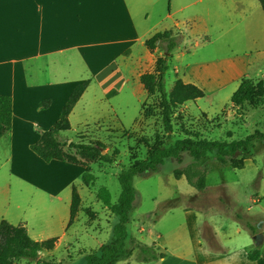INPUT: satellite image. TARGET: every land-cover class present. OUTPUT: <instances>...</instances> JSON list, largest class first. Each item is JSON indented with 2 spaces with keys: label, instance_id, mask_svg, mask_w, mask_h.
I'll use <instances>...</instances> for the list:
<instances>
[{
  "label": "rangeland",
  "instance_id": "1",
  "mask_svg": "<svg viewBox=\"0 0 264 264\" xmlns=\"http://www.w3.org/2000/svg\"><path fill=\"white\" fill-rule=\"evenodd\" d=\"M168 12L178 21L183 39L177 46L182 52L176 50L168 60L165 91L169 93L177 79L182 82L184 79L190 81L186 84L201 89L204 96L173 110L172 133L168 136L162 127L157 94L148 96L141 89V94L135 96L126 92L101 99L100 90L91 87L72 114L70 129L58 136L62 149L80 165H69L72 168L69 170L57 165H39L35 158H40L30 148H0L2 220L16 226L22 225L19 221L26 218L22 221H26L24 227L33 240L56 238L48 237L47 228L58 219V214L51 215L52 205L48 200L34 188L19 183L12 175L14 170L37 180L41 176L59 178L62 183L70 179L69 186L60 195L65 198L66 206L64 214L60 210L59 215L63 214L67 222L73 186L80 196L79 209L53 250L39 253V263L20 259L13 264H43L44 261L84 264L86 254L111 239L117 222V217L96 198V192L100 188L107 189L111 204H115L121 192L119 173L143 161L150 149L166 147L186 137L231 143L255 131L264 133V95L256 105L245 102L236 106L230 101L242 79L254 84L262 82L264 86V16L258 0H156L155 10L147 21L164 17ZM162 24L165 26L160 31L173 26L166 18ZM162 48L158 46L151 51L156 54L146 72L156 71V60L163 56ZM127 83L131 91L130 80ZM37 125L30 128L41 134L42 126ZM33 137V134L25 136L23 141ZM71 142L98 144L100 156L108 159L93 158L90 150L81 153L68 148ZM85 170L93 176L88 185L81 182ZM176 170L182 174L179 178L174 174ZM132 183L135 200L127 231L134 243L156 245L160 242L156 238L157 231L185 226L184 207L199 216L198 225L220 217L230 223L222 216V211L235 217V214H251L259 208V203L252 200L264 192V141L253 143L251 157L243 161L242 169L230 167L228 161L219 163L214 154L194 164L184 153L179 162L167 159L155 170L135 176ZM32 207L39 212L30 210ZM132 255H137V249H133Z\"/></svg>",
  "mask_w": 264,
  "mask_h": 264
},
{
  "label": "crops",
  "instance_id": "2",
  "mask_svg": "<svg viewBox=\"0 0 264 264\" xmlns=\"http://www.w3.org/2000/svg\"><path fill=\"white\" fill-rule=\"evenodd\" d=\"M155 4L156 0H0V95L12 99L11 129L0 138V148H30L40 137L30 126L39 124L42 132L49 129L59 118L74 87L81 82L88 81V85L69 120L91 87L100 90L101 99L107 98L111 90L116 92L115 97L126 92L133 96L141 94L144 89L139 77L152 73L146 70L152 66L156 54L145 46L146 40L161 32L164 18L171 20L173 26L163 31H181L178 21L169 12L147 21ZM127 79L132 84L131 91H128ZM183 82L190 83L184 79ZM45 100H49L48 107H39ZM108 106L114 114L111 105ZM31 134L33 138L23 141ZM35 161L43 167L57 165L64 170L72 169L69 165L80 166L57 160L49 164L37 158ZM14 172L12 175L19 183L34 188L52 205L50 214H58V219L49 225L47 234L62 240L69 220L64 219L66 203L60 195L69 186L70 179L62 183L59 178L41 176L37 180L17 170ZM263 199L264 192L252 200L259 203V208L241 215L255 227V234L263 236L256 260L247 256L257 246L253 242L255 235L231 213L222 211V216L230 223L220 217L198 225L199 216L184 207L185 226L156 232L160 240L156 249L163 254L161 258L137 263L136 256L132 255L116 264H264ZM30 210L39 212L34 207ZM60 210L62 215H59ZM2 215L0 211V221ZM22 220L26 218L19 224L26 226V221Z\"/></svg>",
  "mask_w": 264,
  "mask_h": 264
},
{
  "label": "trees",
  "instance_id": "3",
  "mask_svg": "<svg viewBox=\"0 0 264 264\" xmlns=\"http://www.w3.org/2000/svg\"><path fill=\"white\" fill-rule=\"evenodd\" d=\"M264 14V0H258ZM183 37L177 30H165L152 35L145 42V46L150 50H154L158 46L163 47V56L156 60V71L152 73H143L139 77V82L143 86L148 96L158 95L159 110L162 127L168 136L172 133V113L175 108L188 101H194L202 98L204 93L197 86L186 84L182 80L177 79L171 91H165V73L168 70V60L172 56L178 44ZM88 81L79 83L74 87L63 108L61 109L59 118L46 131L41 132L39 139L30 145V150L35 153L41 160L50 162L52 160L78 164L77 160L62 149V145L58 140V136L62 132L70 129L69 115L71 114L75 104L85 91ZM115 91L111 90L107 97L115 95ZM264 95V86L262 82L254 84L249 79H242L238 88L232 93L230 101L233 105L240 106L247 102L256 105L258 99ZM49 100L39 103V107L47 108ZM12 121V99L10 96L0 95V138L11 129ZM264 141V133L255 131L242 140L223 143L218 141L195 140L191 137L177 139L166 147H154L148 151L147 157L143 161L136 162L128 168L122 170L118 175V182L121 188L120 195L115 204H111V196L107 189L100 188L96 192V198L117 217V222L113 226L111 239L102 244L97 250L84 256V264H116L119 261L127 260L132 256L133 249H137V263H148L155 261L163 256L158 253L156 245H143L134 243L127 231L129 222V214L133 208L135 200V190L133 188V179L135 176L153 171L157 166L163 164L167 159L181 160V155L187 153L193 160L194 164H198L208 158L210 154H214L215 159L219 163H226L236 169L243 168V161L251 157V148L255 141ZM97 145L90 146L88 144L70 143L68 148H74L84 153L87 150L93 152L92 156L101 157L107 160V156H100V150ZM79 165V164H78ZM179 178L182 174L180 171L174 172ZM93 180V176L86 170L81 174V182L88 185ZM80 206V196L77 189L73 186L71 192V201L69 208L70 226L75 214ZM239 223L251 234L256 233V229L252 224L241 215L235 214ZM57 239L49 238L43 241L33 240L27 229L22 225H12L6 220L0 221V264H13L20 259H30L41 261L39 253L43 251H51L55 247ZM259 246L248 252L250 260H256L259 257ZM43 264H57L54 262H46Z\"/></svg>",
  "mask_w": 264,
  "mask_h": 264
},
{
  "label": "water",
  "instance_id": "4",
  "mask_svg": "<svg viewBox=\"0 0 264 264\" xmlns=\"http://www.w3.org/2000/svg\"><path fill=\"white\" fill-rule=\"evenodd\" d=\"M262 234L261 233H257V234H255V236H254V238H253V242H254V244L255 245H260L261 244V242H262Z\"/></svg>",
  "mask_w": 264,
  "mask_h": 264
}]
</instances>
